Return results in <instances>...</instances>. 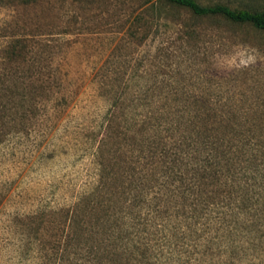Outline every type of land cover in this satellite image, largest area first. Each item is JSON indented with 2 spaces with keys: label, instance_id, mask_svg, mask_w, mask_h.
Masks as SVG:
<instances>
[{
  "label": "rangeland",
  "instance_id": "374dc122",
  "mask_svg": "<svg viewBox=\"0 0 264 264\" xmlns=\"http://www.w3.org/2000/svg\"><path fill=\"white\" fill-rule=\"evenodd\" d=\"M194 1L264 12V0ZM239 44L264 56V30L162 0H0V264H146L140 242L180 220L143 117L198 112V124L252 129L264 154V61L218 72L214 60ZM245 249L233 264H264V239Z\"/></svg>",
  "mask_w": 264,
  "mask_h": 264
},
{
  "label": "trees",
  "instance_id": "16d2710c",
  "mask_svg": "<svg viewBox=\"0 0 264 264\" xmlns=\"http://www.w3.org/2000/svg\"><path fill=\"white\" fill-rule=\"evenodd\" d=\"M162 1L187 9L197 17L221 16L234 24H250L264 30V12L233 11L225 6L204 7L194 0ZM164 112L150 111L143 117L140 130L144 134H149L148 130L154 133L147 144L148 160L165 170L160 177L164 180L166 177L162 186L169 195L163 206L169 202L166 208L171 210V218L180 221L160 220L164 224L159 223L157 228H168L173 234L165 232L156 243L140 242L139 247L136 246L138 255L135 258L146 264L151 261L153 264H172L174 257L179 264H220L217 259L228 256L222 264L228 260L233 264L234 256L241 251L246 253L245 246L254 250L256 243L264 239V154L261 142L253 141L254 137L250 135L254 133L250 128L214 127L207 119L198 124V112L189 114L185 123L178 122L179 118L182 120L187 116L186 111H176L172 119ZM164 116L168 121L171 119L168 124L158 122ZM152 119L157 122L155 126L151 124ZM162 133H169L171 137L163 139ZM140 191L133 200L139 198L146 202L145 210L149 215L161 212L163 206L157 203L151 210L149 201ZM134 201L132 206H136ZM137 215L132 222H138L140 214ZM125 229L129 231V227ZM195 235V243L189 245L188 238ZM118 236L124 238L122 233ZM171 236L185 246L181 255L170 249L174 246ZM239 239L243 240L242 244Z\"/></svg>",
  "mask_w": 264,
  "mask_h": 264
},
{
  "label": "clouds",
  "instance_id": "9594fccd",
  "mask_svg": "<svg viewBox=\"0 0 264 264\" xmlns=\"http://www.w3.org/2000/svg\"><path fill=\"white\" fill-rule=\"evenodd\" d=\"M214 60L218 72H232L255 66L264 61V56L250 46L239 44L228 53H217Z\"/></svg>",
  "mask_w": 264,
  "mask_h": 264
}]
</instances>
